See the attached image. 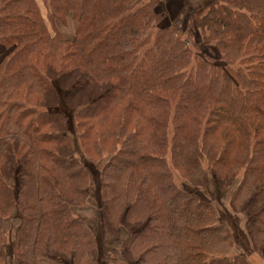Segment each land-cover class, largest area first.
Here are the masks:
<instances>
[{
  "label": "trees",
  "instance_id": "1",
  "mask_svg": "<svg viewBox=\"0 0 264 264\" xmlns=\"http://www.w3.org/2000/svg\"><path fill=\"white\" fill-rule=\"evenodd\" d=\"M41 2L0 0V264H98L93 197L113 263L252 264L215 192L264 260V0L184 34L161 0Z\"/></svg>",
  "mask_w": 264,
  "mask_h": 264
},
{
  "label": "rangeland",
  "instance_id": "2",
  "mask_svg": "<svg viewBox=\"0 0 264 264\" xmlns=\"http://www.w3.org/2000/svg\"><path fill=\"white\" fill-rule=\"evenodd\" d=\"M208 0H161V2L158 5V11L162 13L167 14L166 21L162 24V26H171L175 28L179 33H185L188 23V17L190 12L195 11L196 8L200 6L201 4L206 2ZM40 11L42 13V16L45 18L46 12L43 7V4L41 0H36ZM57 29L63 34V36L66 39H73L74 37V27L72 24L71 19H68V23L66 27H61L59 24H57ZM0 48L3 49V53H7V51L0 45ZM2 53V54H3ZM1 54V55H2ZM0 55V56H1ZM175 181L179 183L178 179ZM209 192V190H206L205 193ZM210 193V192H209ZM206 195V194H205ZM214 200L217 206V209L219 211L220 215H224L225 218H227V221L231 225L233 229V233L235 236V243L238 247V253L245 256L252 264H264V260L260 257V255L254 253L251 251L250 247H246L245 240H246V234L244 231V217L242 215H234L229 209H228V198L224 193H214L211 194V200ZM81 214L85 215L89 218V221L92 224L94 232L96 231V240L98 245V264H116L113 263V261H116L119 258V252L115 251L114 253L108 255L107 257L103 255V248H104V233L102 231V227L99 225L97 228V222H98V212H97V205L96 202L93 199L90 201V205H88L85 209L81 211ZM18 223V217L15 216L11 221L3 222V227L5 229V233L7 236L6 239V245L4 247L5 252L7 254L11 251V236L12 231L14 230V227ZM97 228V229H96ZM109 260V261H108ZM7 264H13L12 257H9L7 255Z\"/></svg>",
  "mask_w": 264,
  "mask_h": 264
},
{
  "label": "crops",
  "instance_id": "3",
  "mask_svg": "<svg viewBox=\"0 0 264 264\" xmlns=\"http://www.w3.org/2000/svg\"><path fill=\"white\" fill-rule=\"evenodd\" d=\"M2 53H3V49H2V48H0V55H1ZM3 54H4V53H3ZM3 54H2V55H3Z\"/></svg>",
  "mask_w": 264,
  "mask_h": 264
}]
</instances>
